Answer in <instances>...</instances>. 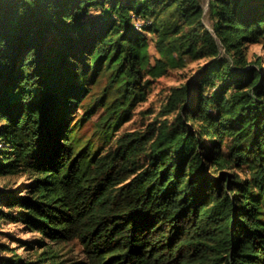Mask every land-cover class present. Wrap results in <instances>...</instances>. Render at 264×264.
Listing matches in <instances>:
<instances>
[{
    "label": "trees",
    "instance_id": "trees-1",
    "mask_svg": "<svg viewBox=\"0 0 264 264\" xmlns=\"http://www.w3.org/2000/svg\"><path fill=\"white\" fill-rule=\"evenodd\" d=\"M204 15L201 0H0V176L30 179L0 191V221L44 249L0 264L55 263L45 240L76 243L79 264H264V58L246 51L264 49V0H209L214 33ZM185 57L208 62L165 119L107 152L81 144L76 109L102 108L112 134Z\"/></svg>",
    "mask_w": 264,
    "mask_h": 264
},
{
    "label": "rangeland",
    "instance_id": "rangeland-1",
    "mask_svg": "<svg viewBox=\"0 0 264 264\" xmlns=\"http://www.w3.org/2000/svg\"><path fill=\"white\" fill-rule=\"evenodd\" d=\"M201 1L205 9L204 23L213 32L212 23L209 19V0ZM150 51L153 57L158 56L154 45H151ZM246 51L249 61L256 62L258 57L264 58V49L260 44L248 45ZM221 52L223 55L226 53L222 46ZM207 62L208 59L205 57L198 59L185 57L183 65L171 67L165 75L152 80L147 98L133 108V113L128 121L119 125L112 134L108 135L97 128V120L103 113L102 108L97 109L96 113L89 118L85 114L84 108L77 107L78 109L75 110L71 119V126L77 131L81 144L85 145L90 141L94 145V150L107 152L110 148L115 147V142L125 134L146 132L152 124L165 119L163 107L167 103L173 88L188 83ZM103 87L104 83L102 82L94 89V94L98 97L102 96ZM77 120H79L80 124L78 123L74 127V123ZM29 182L30 179L27 176H0V191H9L19 196H25ZM41 239L42 236L39 232H32L23 223L0 221V242L14 249L12 253L0 251V257L9 258L16 256V258L35 262L39 258V254L44 251L43 245L38 243ZM45 242L49 243L48 249L52 248L57 256L55 263L50 262L47 264H79L78 262L83 258L78 245L74 242L61 243L59 245H54L48 240H45Z\"/></svg>",
    "mask_w": 264,
    "mask_h": 264
}]
</instances>
